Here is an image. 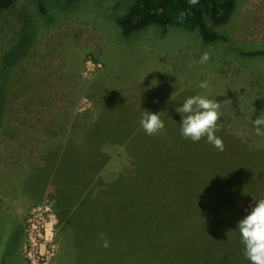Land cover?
<instances>
[{
	"label": "rangeland",
	"instance_id": "obj_1",
	"mask_svg": "<svg viewBox=\"0 0 264 264\" xmlns=\"http://www.w3.org/2000/svg\"><path fill=\"white\" fill-rule=\"evenodd\" d=\"M125 5L126 0H16L0 15V264H73V224L66 239L63 232L57 237V213L65 206H57L50 190L43 192L39 179L32 185L24 179L36 174L41 180L53 171L49 162L42 163L60 151L64 130L76 122L77 113L81 129L87 119L97 120L100 109L94 101H113L115 106L118 101L126 107L132 106L128 101H138L144 108L141 118L127 117L143 133L141 139L168 150L170 173L178 163L188 164L176 142L183 137L175 109L194 95L221 103L218 125L264 153V137L258 138L252 123L264 110V58L242 57L222 41L207 44L179 28L149 26L125 38L114 23ZM219 27L232 39L230 45L264 49V0H238ZM204 53L210 58L200 64ZM202 81L207 88L198 86ZM144 111L160 113L163 135L145 133L140 125ZM105 112L111 120L120 114L114 108ZM259 160L264 165V156ZM37 165L46 168L34 173ZM154 179L145 185L159 195ZM168 182L173 184L172 178ZM214 186L215 191L222 187ZM256 193L261 192L254 190L244 199L246 215L264 199ZM174 211L185 221L182 203ZM182 243L192 244L190 238ZM65 247L73 253L63 252Z\"/></svg>",
	"mask_w": 264,
	"mask_h": 264
},
{
	"label": "trees",
	"instance_id": "obj_2",
	"mask_svg": "<svg viewBox=\"0 0 264 264\" xmlns=\"http://www.w3.org/2000/svg\"><path fill=\"white\" fill-rule=\"evenodd\" d=\"M15 1L0 0V15L11 9ZM237 5L238 0H196L195 3L126 0L125 10L115 17L114 23L125 38L149 26L179 28L195 33L207 44L222 41L242 57L264 58L263 48L230 45L232 39L221 31L219 26L228 21ZM115 102L116 106L113 101H94L95 108L100 109L99 117L96 121L91 117V121L85 120L83 129L78 125L77 113L76 122L65 126L58 144L60 151L50 154L42 163L49 162L53 171L41 175L40 180L34 173L46 167L37 165L34 176L24 179L27 185H32L35 179L36 184L39 179L43 192L50 190L57 206H65L63 211H57L61 221V233L57 237L63 232L66 239L73 224L76 233L73 232L72 238L76 236V240L72 245L76 251L63 249L73 253V264H245L249 261L243 255L237 225L246 216L245 197L259 189L261 193L256 194L264 198V165L259 160L264 153L260 154V148L228 134L225 126L216 132L223 140V152L207 143L206 138L193 142L177 137L179 150L188 164L178 163L170 173L172 156L168 150L154 147V140L141 139L143 133L127 117L133 114L137 119L143 106L138 101H128L126 104L132 105L128 107ZM107 108H114L120 114L114 120L107 119ZM175 131L178 136L179 130ZM68 135L74 138L70 140ZM226 161L229 165L224 164ZM153 178L160 184L156 190L159 195L154 194L148 183L145 185ZM171 178L173 184L168 182ZM217 179L220 182L216 183ZM63 180L66 181L62 183ZM214 185L222 187L215 191ZM174 203L177 206L182 203L185 221L176 217ZM101 234L108 241L107 248L101 246ZM188 237L192 244L182 243Z\"/></svg>",
	"mask_w": 264,
	"mask_h": 264
},
{
	"label": "clouds",
	"instance_id": "obj_3",
	"mask_svg": "<svg viewBox=\"0 0 264 264\" xmlns=\"http://www.w3.org/2000/svg\"><path fill=\"white\" fill-rule=\"evenodd\" d=\"M193 3L196 0H192ZM209 55L204 53L198 63L204 64L209 60ZM200 88H207L208 82L202 81L198 85ZM181 116L180 132L185 139L199 142L206 138V142L211 144L220 152L225 150L223 140L216 135L219 131L218 120L222 115L221 103L217 100L206 98L201 95L188 97L180 107L175 109ZM257 136L264 137V110L252 121ZM140 125L146 134L152 136L165 133L164 121L160 118V113L144 111L140 120ZM237 230L243 247V255L249 260L250 264H264V199H259L249 213L239 220ZM102 247L109 246L104 239Z\"/></svg>",
	"mask_w": 264,
	"mask_h": 264
},
{
	"label": "built area",
	"instance_id": "obj_4",
	"mask_svg": "<svg viewBox=\"0 0 264 264\" xmlns=\"http://www.w3.org/2000/svg\"><path fill=\"white\" fill-rule=\"evenodd\" d=\"M40 226H41V227H44V231H45V233H47V229H48L47 226H48V225H47L45 222H43V223H41ZM36 228H37L36 225H35V226H34V225H31V229H32V231L35 232ZM29 238L31 239V235H29ZM31 240H32V239H31ZM30 243L32 244V243H35V242H34V241H31Z\"/></svg>",
	"mask_w": 264,
	"mask_h": 264
},
{
	"label": "crops",
	"instance_id": "obj_5",
	"mask_svg": "<svg viewBox=\"0 0 264 264\" xmlns=\"http://www.w3.org/2000/svg\"><path fill=\"white\" fill-rule=\"evenodd\" d=\"M23 242L21 241V244H22ZM24 244V243H23Z\"/></svg>",
	"mask_w": 264,
	"mask_h": 264
}]
</instances>
